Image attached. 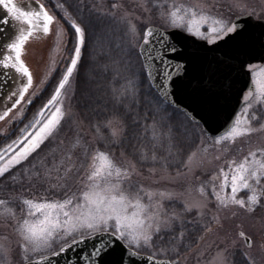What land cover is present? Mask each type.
<instances>
[{"label":"rangeland","instance_id":"rangeland-1","mask_svg":"<svg viewBox=\"0 0 264 264\" xmlns=\"http://www.w3.org/2000/svg\"><path fill=\"white\" fill-rule=\"evenodd\" d=\"M2 1L14 7L9 9L20 27L10 62L21 69L23 81L0 111V139L21 123L17 138L0 151V175L41 146L54 145L40 161V181L46 184H31L17 205L0 202V264H23L99 232L116 234L137 252L154 253L153 237L186 213L195 214L206 230L177 264H230L237 250L264 264V64L251 68L255 91L245 97L228 134L201 138L181 171H143L105 148L107 141L121 139L120 125L108 124L102 135L74 109L70 69L77 57L72 60L55 10L33 0L47 18L42 25L38 12L20 9L30 0ZM96 1L127 24L130 56L120 74L132 83L143 71L138 49L148 26L180 29L212 43L233 32L238 16L264 19V0ZM50 84L48 101L24 111Z\"/></svg>","mask_w":264,"mask_h":264},{"label":"trees","instance_id":"trees-1","mask_svg":"<svg viewBox=\"0 0 264 264\" xmlns=\"http://www.w3.org/2000/svg\"><path fill=\"white\" fill-rule=\"evenodd\" d=\"M41 1L63 21L68 33L67 49L71 52L78 46L81 52L70 69L74 78L71 103L81 121L102 135H107L108 124L120 125L121 139L118 143L107 141L105 148L123 154L141 170L181 171L201 138L208 136L182 112L164 103L150 87L143 71L140 81L132 83L122 79L120 72L130 56L125 49L128 45L126 22L110 15L96 0ZM59 8L64 9L72 23L65 20L66 15L58 13ZM51 91L50 84L32 103L31 109L47 102ZM20 126L21 123L14 126L13 131L0 139V151L17 138ZM53 145L50 141L41 146L26 161L0 175V202L17 205L19 196L24 195L31 184H46L40 181L43 173L39 169L40 161L51 152ZM205 230L195 214L186 213L182 221L153 237L156 252L143 249L139 252L179 261L197 245ZM230 264L255 263L237 250L230 257Z\"/></svg>","mask_w":264,"mask_h":264},{"label":"water","instance_id":"water-1","mask_svg":"<svg viewBox=\"0 0 264 264\" xmlns=\"http://www.w3.org/2000/svg\"><path fill=\"white\" fill-rule=\"evenodd\" d=\"M9 7L0 0V111L23 81L21 69L10 62L20 27ZM233 26L232 33L213 43L179 29L149 26L138 49L146 78L161 100L183 112L214 138L232 130L243 106L244 93L254 91L247 67L264 64V19L246 14L236 17ZM30 105L29 101L23 110ZM25 264H177V261L137 253L117 235L101 232L75 239L57 252Z\"/></svg>","mask_w":264,"mask_h":264},{"label":"flooded vegetation","instance_id":"flooded-vegetation-1","mask_svg":"<svg viewBox=\"0 0 264 264\" xmlns=\"http://www.w3.org/2000/svg\"><path fill=\"white\" fill-rule=\"evenodd\" d=\"M38 8H39V6L36 4V3H34V2H32V1H30V2H28V3H25V4H22V10L24 11V13H26V14H28V15H32L33 14V12H35V11H37L38 10ZM41 10V9H40ZM41 12V11H40ZM43 18V17H42ZM42 18L40 19V23H42L43 21H42ZM42 21V22H41ZM80 50H79V48H77V47H75L74 49H73V51L71 52V54H72V60H74V58L75 57H78L79 55H80ZM253 66H261L260 64H256V65H252V66H249L248 67V70H250V72H251V77H252V71H251V68L253 67ZM252 81H253V77H252ZM254 84V83H253ZM255 86V85H254ZM248 94H253V92H249V91H247V92H245L244 93V98H243V101H244V99H245V97L248 95ZM244 105V104H243Z\"/></svg>","mask_w":264,"mask_h":264}]
</instances>
